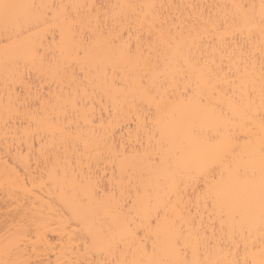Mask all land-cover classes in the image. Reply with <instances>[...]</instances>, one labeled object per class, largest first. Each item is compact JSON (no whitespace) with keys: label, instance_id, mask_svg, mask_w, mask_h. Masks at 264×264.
Here are the masks:
<instances>
[{"label":"snow or ice","instance_id":"1","mask_svg":"<svg viewBox=\"0 0 264 264\" xmlns=\"http://www.w3.org/2000/svg\"><path fill=\"white\" fill-rule=\"evenodd\" d=\"M68 7L0 0V25L8 32L31 25L40 8L54 13L62 10L72 41L68 56L79 58L83 52L87 57L98 46L102 52L98 53L97 72L107 77L112 68L115 88L119 69L123 74L119 90L131 91L133 99L148 105L143 128L149 144L142 143L143 152L136 153L142 166L128 173L127 185L122 175L109 194L119 209H127L125 225L119 230H102L99 242L94 236L93 244H85L82 254L63 249L64 259H58L57 264H264V240L258 259L249 261L247 245L242 259L236 258L235 252L219 254L223 251L226 218L234 220L241 212L254 215L258 207L264 228V115L256 144L244 122L257 98L264 112V0L258 6H160L167 7V15L155 13L154 4L72 5L78 13L85 9L79 21L69 18ZM77 23L89 25L95 39L86 37L83 30L77 39ZM40 72L49 83L47 95L43 94V85L35 92L28 86L26 93L21 90L15 93V99H9L5 111L19 113L24 109L29 119L43 111L44 121L56 126L54 131L71 135V124L79 126V109L82 103L86 106V101L64 95L62 63L41 64ZM53 83L57 89L51 87ZM217 96L222 99L213 102ZM36 100L41 107L33 110ZM153 107L156 117L149 124ZM161 112L173 117L180 113L174 133H166L161 126ZM83 116L86 119L87 113ZM61 121L67 124L61 126ZM217 169L219 180L215 178ZM124 172L127 169L122 168ZM201 180L203 187L193 200L188 189L195 191ZM139 231L155 235L151 250L134 247L144 239L138 236ZM229 232L234 233V228ZM93 247L104 253L105 259H87ZM30 255L6 248V258L0 264H44Z\"/></svg>","mask_w":264,"mask_h":264},{"label":"bare ground","instance_id":"2","mask_svg":"<svg viewBox=\"0 0 264 264\" xmlns=\"http://www.w3.org/2000/svg\"><path fill=\"white\" fill-rule=\"evenodd\" d=\"M12 3L29 5H67L70 19L80 20L85 9L79 13L72 5H109V4H154L155 13L167 15L169 4H223L242 3L245 5L260 3V0H9ZM95 8L93 9V12ZM103 12V8H101ZM117 12L119 9L116 10ZM139 13L141 10L138 8ZM144 11H147L146 9ZM190 11V10H189ZM147 27V25L145 26ZM77 39L83 30L86 37L92 36V29L86 23H77ZM127 35V33H125ZM72 41L66 31L65 16L62 10L55 13L47 8L36 11L34 22L19 29L5 32L0 25V260L5 259V249L15 252H27L32 259H42L44 264H57L64 259L61 254L65 248H71L77 254L85 252V244L92 245L94 236L99 242L102 230L111 227L119 230L125 225L127 209H119L110 199L114 186L121 181L128 183V173L138 170L142 162L137 152H143L141 144H149L144 134L145 114L148 105L131 91L119 90L122 72L117 69V86H112L113 70L108 69L107 77L98 73L96 63L102 50L93 47L87 57L81 52L79 58L69 57ZM56 62L64 66L63 92L66 97L84 98L86 106H80L79 126L71 124L72 134L61 135L54 131L55 125L44 121V112L40 111L34 119L19 113L6 112L9 99H15V93L35 92L43 85V94L49 90L48 80L42 78L41 64L47 66ZM257 79L259 63L256 64ZM21 78L23 84L20 83ZM50 79V78H49ZM57 89V85H51ZM239 95V93L237 94ZM213 97V102L219 101ZM36 100L32 109H39ZM71 103L69 111H71ZM225 111L228 104L224 103ZM117 110L119 114L117 115ZM149 124L156 117L152 108ZM87 113L85 119L83 114ZM231 114V113H230ZM264 112L259 107V99L245 117L246 129H251L253 144L258 143L261 135L259 122ZM181 118L167 112H161L159 119L166 133H174L176 121ZM237 121L240 117H236ZM200 124V121H196ZM67 121H61V126ZM240 131V129H237ZM212 133L209 132V135ZM159 138V132L157 133ZM154 143V142H153ZM85 145L88 146L85 150ZM169 145L165 143V147ZM79 151H75V149ZM116 153H119L117 156ZM98 154H100L98 156ZM79 157V159H78ZM122 168L127 172L122 173ZM220 170H216V179H220ZM211 179V176H209ZM225 181L228 175L225 173ZM259 173L256 174V180ZM189 188L192 199L202 189ZM117 195L119 189L116 188ZM218 224V222H217ZM135 227V226H133ZM230 227L234 233H230ZM135 248L146 247L151 250L155 235L139 231ZM71 237V239H70ZM264 240V228L261 226L258 207L254 215L241 212L234 220L226 218L225 234L219 253H236V258L249 261L258 259L261 241ZM19 245L16 248V245ZM239 248H236V245ZM123 247V246H122ZM84 258V257H81ZM87 259L97 261L105 259L104 253L93 247L87 253ZM231 259L232 256L227 257Z\"/></svg>","mask_w":264,"mask_h":264}]
</instances>
